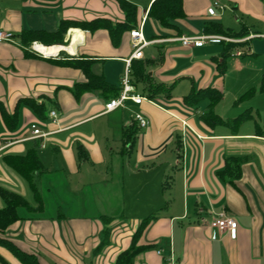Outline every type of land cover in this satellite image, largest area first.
<instances>
[{
	"label": "crops",
	"instance_id": "obj_1",
	"mask_svg": "<svg viewBox=\"0 0 264 264\" xmlns=\"http://www.w3.org/2000/svg\"><path fill=\"white\" fill-rule=\"evenodd\" d=\"M127 1L137 6V26H143L149 42L144 58L134 60L133 70L141 64L154 81L174 87L172 98L152 99L156 104L137 106L128 102L107 112L106 103L114 98L100 92H84L77 97L73 93L75 85L87 78L81 70L61 63L95 60L94 73L103 75L117 90L126 61L134 52L129 33L117 47L106 30L90 33L70 28L64 44L52 47H70L79 32L76 53L62 50L57 58L25 49L18 35L25 30L55 32L65 19L124 22L126 16L117 0H0V31L15 36L14 43H0V101L10 114H17L11 129L0 111V210L6 207L1 190L22 195L32 208L18 209L20 219L3 236L21 250L38 255L41 264H115L118 255L131 246L139 222L159 213L140 240L141 245L154 247L138 255L134 264H264V129L258 124L255 130L245 123L238 128L226 124L211 127L192 119V111L184 109V114L173 107L174 80L192 76L196 81L205 70L208 78L213 73L208 63H217L220 81L215 87L220 88L224 73L218 65L222 56L201 63L199 58L210 56L208 43L200 48L185 47L180 39L207 35V23L223 24V15H209L212 0H186V17L177 21L181 30L164 36L149 17L156 0ZM229 2L238 12L264 21V0ZM240 24L249 28V41L256 37L249 25ZM259 36L264 38V34ZM153 46L158 47V53L147 59L145 51ZM26 50L33 56L27 57ZM187 60H191L187 66L179 63ZM211 80L204 83L205 78L199 90L214 87ZM141 85L142 89L136 86L138 93L147 97L145 85ZM22 99L27 100L20 102ZM53 111L56 119L51 117ZM136 113L149 120L147 128H139ZM33 125L51 134L34 138ZM130 129L136 130L131 139ZM172 144L175 150L167 156ZM32 150H36L43 168L28 179L9 160ZM107 150L113 157V180L102 173L98 183L83 178L74 182L75 176L97 173L99 165L107 164ZM231 158L241 160L239 177L234 178L229 170L222 174L229 169ZM126 171L131 175L129 183L120 180L125 179ZM173 172L175 176L170 175ZM53 173L60 180L54 179ZM168 178L175 179L172 188L178 189L171 200L164 190ZM222 215L237 220L236 239L229 234L211 238L210 224ZM103 217L112 221L106 222ZM126 221L131 222V231H122ZM108 230L109 237L118 235L117 245L110 238L108 245L103 243ZM1 259L8 264H23L0 245L3 264Z\"/></svg>",
	"mask_w": 264,
	"mask_h": 264
},
{
	"label": "trees",
	"instance_id": "obj_2",
	"mask_svg": "<svg viewBox=\"0 0 264 264\" xmlns=\"http://www.w3.org/2000/svg\"><path fill=\"white\" fill-rule=\"evenodd\" d=\"M185 1L186 0H156L150 7L149 17L152 18L160 26L162 31L165 33L164 36H168V32H175L181 30V27L177 24V21L186 17L185 14ZM122 11L125 13L126 19L124 22L114 23L108 18H97L91 21H77V20H62L60 28L55 32H49L46 30H25L18 35L20 39L21 46L25 49L31 47L34 42L43 43L46 46H53L55 44L63 45L65 38L67 36L68 30L70 28H81L83 30L89 31L90 33H95L101 30H106L109 32L114 46H120L122 38L126 33H131L132 30L138 28L137 26V15L138 8L136 5L132 4L127 0H117ZM248 27L243 26L240 32H235L233 29H225L223 24L219 22H209L205 27V33L207 35H226L228 37H246V34L249 33ZM264 34V33H261ZM224 43V42H222ZM232 45L228 44L225 49V53L222 55L223 61L219 63L218 68L221 73H225V61L226 58L231 55ZM27 57L33 56L32 53L25 51ZM217 59V58H216ZM134 60L131 63L132 69V82L135 86L139 84L145 85L144 91L149 99H154L160 96H165L166 98H172V89L174 86H166L163 83H157L154 81L149 74L145 71L143 65L140 64L138 70H133ZM95 60L82 59V60H71L64 63H61L65 66H69L78 70H81L87 81L83 83H78L75 85L73 93L79 97L81 93L84 92H100L102 94H110L111 98H117L122 90L120 86L115 90L104 78L103 75L95 74L93 71V65ZM261 91H264V83L262 85ZM223 89L216 87H209L206 89H201L199 91H194L189 96L185 97V102L189 106H197L202 101H209V109L201 116V120L208 126H217L220 124H226L233 128H238L241 123L249 118H253V115L249 113L247 116L236 119L234 121L223 120L219 115L214 113L213 108L224 96ZM27 100L22 99L20 102ZM0 111L2 112L3 119L5 124L13 129L17 122V114H10L3 102L0 101ZM235 125H234V124ZM136 130L130 129V136L134 137ZM131 144L133 141H129ZM10 164L16 168L19 172L22 173L28 179H32V175L35 171L43 168L41 160L36 152V150L29 151L26 156L18 157L13 156L9 160ZM227 166L229 169L224 171L222 174H227L228 170L230 175H233L234 178L241 175V160L237 158L228 159ZM170 180L167 179L165 182L164 190L168 188L166 184H169ZM34 186V183H32ZM1 193L5 199L6 207L0 210V245L11 250L13 254L21 260L23 264H41L38 255L34 253H28L21 250L17 247L12 241L6 239L3 235L7 229L17 222L20 217L18 209L21 207L29 208L28 201L20 194L1 190ZM159 217V213H154L146 218H143L139 222V227L135 231L131 246L121 252L118 255L115 264H134L135 258L146 252L149 249H152L154 245H141L140 240L149 227V225ZM103 220L106 222H111L110 218L103 217ZM110 230L106 231V239L103 243L108 244V239ZM3 264H8L5 260L1 259Z\"/></svg>",
	"mask_w": 264,
	"mask_h": 264
},
{
	"label": "rangeland",
	"instance_id": "obj_3",
	"mask_svg": "<svg viewBox=\"0 0 264 264\" xmlns=\"http://www.w3.org/2000/svg\"><path fill=\"white\" fill-rule=\"evenodd\" d=\"M219 2L222 6L226 7V10L223 12L217 9V12L221 15L222 21L226 28H232L236 30H240L243 22L244 24L249 25L250 29L255 32L256 37H253L251 41L249 38L251 36V32L248 29L249 33L246 34V37L239 38L238 37H228L231 38L232 41L226 42L232 45L231 55L226 58L225 61V73L224 77L220 82V88L224 90L223 98L215 104L213 111L217 115H219L223 120H236L247 116L249 113L253 115V118H249L245 120L246 127H250L253 129H257V125H260V128L264 129V91H261L262 85L264 83V38H261L259 34L264 33V21L256 18L253 14H243L242 12H238L235 9V4L230 3L229 0H212V3ZM222 12V13H221ZM219 16V15H218ZM203 29V24L201 22L200 30ZM237 32V31H235ZM249 41V42H248ZM225 42L220 45H211L208 43L206 48H208L207 52L210 53V56L207 58H199L198 61L201 63H205V59H211L213 56L221 57L225 53L226 49ZM147 59L151 58L152 55H156L158 53V47L153 46L148 48L146 51ZM156 53V54H155ZM183 67L187 66L191 63V60L181 61L179 62ZM219 63V61H218ZM206 64V63H205ZM208 67L213 70V73L208 75V71H202L200 74L202 78L195 79L191 78H180L174 80L176 82L175 89L173 91V100L175 105L174 109L180 111L185 114V110L192 111L193 114L190 116L192 119L201 121V116L208 111L209 109V101H202L197 106H189L185 102V97L192 94L194 91H199L200 85L204 82L206 78L207 81L211 80L210 86H218V70L217 63L212 62V64L208 63ZM125 71L123 72V75ZM173 83V82H172ZM140 89H142V85H138ZM219 87V86H218ZM158 101V100H156ZM159 102V101H158ZM160 103V102H159ZM161 103H166L165 101H161ZM166 105V104H163ZM166 107V106H165ZM247 122V123H246ZM241 123V124H243ZM234 124V123H233ZM240 124V125H241ZM235 125V124H234ZM182 135V132H179ZM176 136V135H175ZM173 144L169 145L167 148V156L171 155L174 152ZM50 150L47 152L50 154ZM126 157V161H127ZM113 157L110 152L107 150V164L99 165L97 167V173H93L90 171V174H85L77 177L75 176L74 182H77L79 178L86 179L87 182L98 183L102 180V173L107 175V179L110 181L114 179V165L112 163ZM176 173L170 174L171 176H175ZM54 179L60 180V177L57 173H53L52 175ZM119 179V177H118ZM131 175L129 172H125V179L120 178L121 181L125 180L126 183L130 182ZM170 181V186L167 189L168 197L171 200L172 194L177 192V187L175 189L172 188L175 183V179L168 178ZM114 206L117 204L113 202ZM133 226H131L130 221H126V227L121 228L122 231H131ZM118 235L113 234L112 237H109L112 241L117 245V237ZM108 239V242L109 240ZM108 245V244H107Z\"/></svg>",
	"mask_w": 264,
	"mask_h": 264
},
{
	"label": "built area",
	"instance_id": "obj_4",
	"mask_svg": "<svg viewBox=\"0 0 264 264\" xmlns=\"http://www.w3.org/2000/svg\"><path fill=\"white\" fill-rule=\"evenodd\" d=\"M217 9L224 11L226 9L225 6H222L219 2H215L211 8H209L208 13L210 16H217ZM143 26H140L131 31L130 36L132 40V47L134 49L133 55L126 61V70L125 74L121 79V93L117 98L111 99L106 103V111L111 112L121 107H125L128 102H133L135 105H142L144 102H150L152 104H156L152 99L141 95L138 93L136 86L132 82V69L131 63L133 60H141L144 58V49L149 45V42L145 39L143 34ZM183 46L185 47H203L207 43L212 44H220L222 42H230L231 38L220 35H203V36H190L183 37L180 39ZM3 42H15V36L11 32L0 31V43ZM38 45L40 43L34 42L30 49L32 52L37 53L43 57L48 58H57L59 57V53L55 55H46L40 50H38ZM42 45V44H41ZM52 47V46H47ZM65 47V46H63ZM51 117L56 119L57 113L51 112ZM135 121L137 122L140 129H145L149 126V120L141 113H136ZM185 126H188L187 122L183 121ZM33 136L34 138H46L51 133L43 132L38 126L33 125ZM211 238L213 240H217L223 234H229L231 238L236 239L238 235V222L232 217L222 215L218 219H215L210 224Z\"/></svg>",
	"mask_w": 264,
	"mask_h": 264
},
{
	"label": "bare ground",
	"instance_id": "obj_5",
	"mask_svg": "<svg viewBox=\"0 0 264 264\" xmlns=\"http://www.w3.org/2000/svg\"><path fill=\"white\" fill-rule=\"evenodd\" d=\"M79 34H80L79 32H76L74 34V38H73L74 41L70 47H61V46L45 47L43 45H38V50H40L41 52H43L46 55H55V54L59 53L61 50H66L72 54H75L76 53V42L79 38Z\"/></svg>",
	"mask_w": 264,
	"mask_h": 264
}]
</instances>
